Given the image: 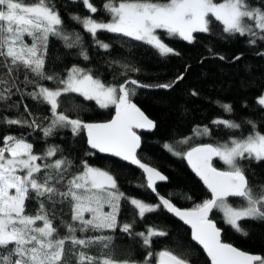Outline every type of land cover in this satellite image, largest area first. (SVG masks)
I'll return each instance as SVG.
<instances>
[{
	"label": "snow or ice",
	"instance_id": "snow-or-ice-1",
	"mask_svg": "<svg viewBox=\"0 0 264 264\" xmlns=\"http://www.w3.org/2000/svg\"><path fill=\"white\" fill-rule=\"evenodd\" d=\"M70 4H82L88 13L65 12L68 21L82 31L70 27L61 14V8L67 10ZM98 13L108 19L97 18ZM160 31L188 44L197 41V34H208L220 39L244 38L250 47L264 45V0H103L99 8L93 0H63L62 4L57 0H0V102L6 104L0 110V126L28 130L9 132L0 138V264H69L66 253L75 257L76 264H192L190 251L177 253L167 245L154 248L155 239L170 236L166 226L146 225L136 231L138 222L161 210L190 226L191 239L203 248L211 264H264V256L224 242L223 229L211 218L214 212H220L223 223L244 237L248 231L242 221L264 222V175L254 169L264 163V132L255 120L213 119L212 125L228 130L227 138L196 144L183 152L176 146L190 145L194 137H210L212 129L207 124L196 125L192 135L162 144L173 156L187 160L211 194L182 209L173 199L190 200L191 196L182 191L161 195L157 184L169 178L138 155L141 136L136 130L151 131L157 125L133 97L141 88H173L185 78L190 65L166 83L144 84L132 78L112 83L80 63L57 69L56 62H62V56L53 57L50 51L54 39L66 50L64 55L89 61V45L83 33L91 37L92 46L110 53L112 44L98 37L103 32L142 42L161 58L179 57L181 53L164 42ZM207 50L214 58L227 60L211 47ZM255 54L264 57V51ZM242 56L240 53L230 62ZM111 63L124 69L118 74L124 77L129 71H140L129 63ZM70 94L94 101L100 109L114 108V115L106 122H89L79 115L83 106L73 105L71 110L77 114L70 116L69 109L61 110V98ZM14 95L21 97L20 102L7 103ZM191 95L199 93L193 90ZM25 98L36 106H46L50 115H41L33 105L24 104ZM215 103L227 114L234 111L230 103ZM256 104L264 110V92L256 98ZM12 109L14 114L7 115ZM245 125L250 127L245 129ZM62 130L70 132L73 140L86 136L85 157L99 152L137 166L143 178L127 183L150 190L157 201L125 192L112 171L94 166L88 159L74 158L71 144L65 148L46 143L41 152H36L28 139L39 131L47 141ZM214 159L224 167H216ZM230 198L239 203L234 205ZM30 201L38 205L34 213L27 211ZM65 205L70 220L62 216ZM125 205L130 207L127 217ZM117 231L139 243L142 259L114 255ZM93 247L100 249V255L90 254L88 250Z\"/></svg>",
	"mask_w": 264,
	"mask_h": 264
},
{
	"label": "trees",
	"instance_id": "trees-1",
	"mask_svg": "<svg viewBox=\"0 0 264 264\" xmlns=\"http://www.w3.org/2000/svg\"><path fill=\"white\" fill-rule=\"evenodd\" d=\"M99 8L103 0H93ZM62 4L63 0H57ZM66 11L79 12L81 15H88L82 4L69 5L67 10L61 8V14L66 23L78 31H82L77 25L71 24L65 14ZM108 19L106 14L98 13L97 18ZM161 38L169 46L181 53L179 57L169 56L161 58L155 50L142 42L126 40L110 33H98L99 39L111 43L110 53H105L91 45V37L83 33L84 40L89 45L91 59L83 61L75 55H64L65 49L60 42L52 40L51 55L62 56V62L57 61V69L64 65L70 66L73 63H80L82 66L97 70V74L106 82H119L125 78L137 79L144 84L166 83L173 80L180 72H183L186 65H190L184 72V79L171 89L141 88L137 90V95L133 97V102L142 111L156 122V128L148 133L139 132L141 136V148L138 155L143 162L158 168L169 179L166 182H158L157 191L161 195L169 192L182 191L191 196L190 200L174 198L173 202L180 208H191L195 203H199L209 198L207 190L201 185L199 180L189 171L183 159L173 156L166 151L162 144L165 142L173 143L175 140L192 135V129L196 125L207 124L212 129V136L194 137L190 145H177L178 151H185L190 146L200 143H214L217 139L227 138L228 130L217 128L211 124L216 118L235 119L237 122L245 119L256 121L259 130L264 132V110L256 104V96L264 90V57L256 55V51H264V45L250 47L245 43L244 38L220 39L208 34H197V41L188 44L178 38H170L165 33L160 32ZM211 47L214 53L227 57L221 61L214 58L208 52ZM74 51V50H73ZM243 53L241 60L230 62L231 58ZM117 60L121 64L129 63L140 69L139 72L129 71L127 77L118 75L124 69L119 64H112L111 61ZM116 77L114 80L113 77ZM51 86V82H47ZM250 86H244V84ZM199 93L192 96V91ZM19 95L12 96L13 101L20 102ZM61 110L69 109L68 115L75 116L77 113L72 111L73 105H82L83 110L79 115L86 121H105L110 118L114 108L100 109L94 101H85L76 94L62 97ZM216 101L232 104L234 111L231 114L223 112L215 103ZM24 104L33 105L41 115H50L46 106H36L29 99L23 100ZM246 105V107H245ZM6 107L4 102H0V110ZM20 111H23L21 106ZM15 109L6 114L11 116ZM46 123V122H45ZM250 126L245 125V129ZM27 129L17 127L5 128L0 126V138L4 134L27 132ZM241 131H244L243 129ZM246 134V132H245ZM30 142L34 144V151L41 152L47 144H60L67 148L72 145L75 151L74 158L88 159L89 163L112 171L118 179L122 190L138 198L156 202V198L149 190H140L135 186H130L127 181L135 180L137 177L143 178L141 172L135 167L111 156L99 155L95 152L93 156L85 157L83 154L88 150L84 135L73 140L71 133L62 130L56 136L50 137L47 141L43 140L41 133L36 131L28 136ZM2 143V140H0ZM214 165L223 168L222 162L214 159ZM257 173L264 175V163L255 165ZM234 205L239 203L236 198H230ZM38 207L35 201L27 203V211L34 213ZM130 207L125 205L124 216L127 217ZM62 216L65 220H70V210L63 206ZM211 218L216 221L218 227L223 229L222 240L231 243L235 247L253 254L264 256V222L261 221H242V226L248 231V236L244 237L235 232L230 226L223 223L220 212H214ZM146 225H163L170 233L168 238H158L154 240V248L159 250L165 245L171 247L177 253L190 251L194 257L192 264H208L201 249L191 241L189 230L181 222L175 219L166 211L161 210L155 214H149L143 222H138L136 231L145 229ZM175 241V243H174ZM190 246V247H182ZM114 255L117 258H127L129 255L133 259L143 258V250L138 242H134L127 235L117 233L113 240ZM130 250V251H129ZM94 256L100 255V249L93 247L88 250ZM69 264H76L75 257L66 253Z\"/></svg>",
	"mask_w": 264,
	"mask_h": 264
},
{
	"label": "water",
	"instance_id": "water-1",
	"mask_svg": "<svg viewBox=\"0 0 264 264\" xmlns=\"http://www.w3.org/2000/svg\"><path fill=\"white\" fill-rule=\"evenodd\" d=\"M114 112H115V109H113V112H112V115L110 116V118L109 119H107V120H105V121H95V122H106V121H108V120H110L111 118H112V116L114 115ZM137 131V134L139 135V132H142V133H148V132H150V131H148V130H143V129H137L136 130ZM152 131V130H151ZM85 137V142H86V136H84ZM200 144H202V143H200ZM195 146V145H194ZM186 150H188V149H186ZM185 150V151H186ZM92 151H94L95 152V150H92ZM97 154H99V155H106V156H111V155H109V154H104V153H99V152H96ZM111 157H114V156H111ZM114 158H117V159H119V160H121L120 158H118V157H114ZM184 160V162H185V164H186V166H187V168L189 169V171L199 180V182L201 183V185L207 190V192H208V194H209V198H210V196H211V194H210V192L208 191V189L206 188V186L203 184V182H202V180L195 174V172L191 169V167L189 166V164H188V162H187V160L186 159H183ZM122 161V160H121ZM123 162H125V163H127V164H129V165H131L130 163H128V162H126V161H123ZM131 166H133V167H135L136 169H138L140 172H141V174H142V170H140L137 166H135V165H131ZM150 166H152V165H150ZM150 191V190H149ZM151 192V191H150ZM153 194V193H152ZM154 195V194H153ZM154 197L156 198V201H157V197L154 195ZM182 209H187V208H182ZM168 214H170V213H168ZM171 215V214H170ZM173 216V215H172ZM174 217V216H173ZM175 219H177L179 222H181L184 226H186L187 228H188V230H189V236H190V239H191V228H190V226H188V225H186V224H184L182 221H180L178 218H176V217H174ZM191 241L192 242H194L200 249H201V251L203 252V254H204V256H205V258L208 260V264H211V261H210V258L209 257H207V255H206V253L204 252V250H203V248L200 246V245H198L195 241H193L192 239H191ZM224 242H226V241H224ZM228 243V242H227ZM234 246V245H233ZM235 247V246H234ZM239 249V248H238ZM241 250V249H240ZM243 251V250H242ZM246 252V251H245ZM249 253V252H248ZM250 254H253V253H250Z\"/></svg>",
	"mask_w": 264,
	"mask_h": 264
},
{
	"label": "rangeland",
	"instance_id": "rangeland-1",
	"mask_svg": "<svg viewBox=\"0 0 264 264\" xmlns=\"http://www.w3.org/2000/svg\"><path fill=\"white\" fill-rule=\"evenodd\" d=\"M160 32H162V31H160ZM262 92H264V90L262 91ZM261 93V92H260ZM260 93L256 96V98L260 95ZM192 142V141H191ZM87 215V214H86ZM222 215V214H221Z\"/></svg>",
	"mask_w": 264,
	"mask_h": 264
}]
</instances>
